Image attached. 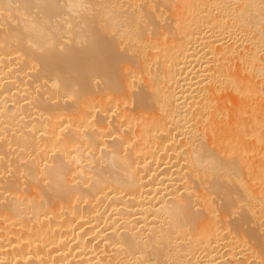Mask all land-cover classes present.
<instances>
[{"label": "bare ground", "instance_id": "obj_1", "mask_svg": "<svg viewBox=\"0 0 264 264\" xmlns=\"http://www.w3.org/2000/svg\"><path fill=\"white\" fill-rule=\"evenodd\" d=\"M137 1L0 0V264H264V0Z\"/></svg>", "mask_w": 264, "mask_h": 264}, {"label": "rangeland", "instance_id": "obj_2", "mask_svg": "<svg viewBox=\"0 0 264 264\" xmlns=\"http://www.w3.org/2000/svg\"><path fill=\"white\" fill-rule=\"evenodd\" d=\"M169 1H170L171 3L168 2L167 4H166L165 2L160 1V0H151L150 2H149L148 0H141V1L139 0V2L137 1L138 4H139V5H138V8H141L142 11H143L144 8L147 9L148 6H150L151 4H153V5H152V7H153V11H155V13H156V14L154 15V16H155L156 27H157V28L159 27L158 29H160L159 31H161V34L163 33V36H164L163 41H165V40L167 41V39H168V40L171 39V38L168 37V34H166V32H168V31H169V32H168V33H169V36L174 37V36L172 35V33H173V31H174V28H173V26H174V18H175L174 16H175L176 14H175V12H174L175 15H173V13H172L173 11H171V10H174V9H171V8H173V7H172L173 2H174V5H176V4H175L176 1H175V0H169ZM91 2L94 3L93 1H91ZM141 2H142V3H141ZM146 2H148V4H147ZM158 3H159V4H158ZM140 4H142L143 6L140 5ZM168 4H169V5H168ZM146 5H147V6H146ZM154 5H155V6H154ZM174 5H173V6H174ZM87 6H88V5H87ZM92 6H93V5H92ZM159 6H160L161 8H159ZM162 6H163V7H162ZM167 6H169V8H168ZM170 6H171V8H170ZM150 7H151V6H150ZM152 7H151V8H152ZM146 9H145V11H146ZM165 9H166V10H165ZM145 11H144V12H145ZM157 12H158V13H157ZM159 14H160V15H159ZM156 15H157V18H158V19H156ZM162 16H163V17H162ZM160 17H162V18H160ZM164 17H165V18H164ZM173 17H174V18H173ZM140 20H141V22H142V21L144 22L145 19H143L142 17H140ZM10 21H11V20H9V22H10ZM5 22L8 23V20H6V21H2V20H1V23H0V33H1V34H2L3 31L5 30V26H4V25H6ZM160 22H161V23H160ZM162 22H163V23H162ZM144 23H145V22H144ZM160 24H161V25H160ZM171 26H172V27H171ZM161 27L163 28V30H164L165 32L162 31V28H161ZM170 29H171V30H170ZM171 31H172V32H171ZM149 32H150V30L147 32V35H149V34L151 33V32H150V33H149ZM170 32H171V33H170ZM164 33H165L166 36L164 35ZM170 34H171V35H170ZM152 35H154L153 32H152ZM152 35L150 34V35H149V38H153ZM153 39H154V38H153ZM156 41H159V39H158V40H154V43H155ZM155 48H156V47H155ZM152 50H153V51H152ZM156 51H158V50H156ZM156 51H154V48H152L151 50H149L150 53H152V52L155 53ZM156 53H157V52H156ZM13 59H14V58H13ZM14 60H16V58H15ZM18 60H19V61H18ZM18 60L14 61V62L12 61V63L9 64V67L12 68V67L17 66L18 64H20V60H21V58H19ZM231 60H232V62L237 61V59L232 58V57H231ZM17 61H18V62H17ZM21 62H22V61H21ZM224 62H226V61L224 60ZM228 62H229V61H227V63H228ZM19 66H20V65H19ZM19 66H18V67H19ZM35 66H36V65H35ZM32 67H33V66L24 67V69H25V70H24V73H26V74H23V72H22V74L25 76V77H24L25 79L23 78L24 80H23V79H22V80H23L24 82H26V83H24L23 85L26 86V87H28L29 89L32 88V85H29V83H30L31 81L33 82V80H34V82H35V81H37V79H38V78H36L35 76H33V72H32L31 70L35 69V67H33V68H32ZM36 67H37V66H36ZM29 68H30V69H29ZM9 69H10V68H9ZM26 69H27V70H26ZM10 70H11V69H10ZM21 71H23V70L21 69ZM23 75H22V76H23ZM30 77H31V78H30ZM34 77H35L36 79H34ZM27 78H28V80H26ZM29 78H30V79H29ZM38 81H39V80H38ZM32 84H33V83H32ZM139 84H140V85H139ZM139 84H138V83H137V85L135 84L134 87H137V86L140 87V86L143 85V83H141V81H139ZM141 84H142V85H141ZM24 86H22V87L24 88ZM30 86H31V88H30ZM35 86H36V85H35ZM26 87H25L23 90H21L20 92L23 93V92L25 91V93H26V90L29 91V89H28V88L26 89ZM138 87H137V88H138ZM131 88H132V87H131ZM134 89H135V88H134ZM22 93H21V94H22ZM24 100H25V99H24ZM123 105H124V104H123ZM123 105H122V106H123ZM128 105H129V107H128ZM122 106H121V107H122ZM126 106H127V107H126ZM131 106H132L131 104H125V105L123 106V107H124L123 109L125 110V107H126V108H128V109H126V110L129 111V110H131V109H130ZM110 111H112L111 114H110V115H111L110 117H112V119L110 118V119H111L110 121H113V120H114V113H113L114 111H113V110H110ZM110 111H109V112H110ZM131 111H132V110H131ZM112 115H113V116H112ZM107 118H108V117H107ZM108 119H109V118H108ZM111 136H114V134H112ZM110 138H111V137H110ZM9 157H10V156H9ZM9 162H10V161H9ZM2 171H3V169H2ZM0 174H1L0 177L2 176L1 178H7L6 176H9V172H8V171H7V172H6V171H5V172L3 171V173H0ZM193 185H194V184H193ZM196 189H197V188L194 187V190H195V191H199V189H198V190H196ZM211 195H212V194H211ZM72 202H73V204H74V201H72ZM81 202H82V203H81V206H82V205L84 204V203H83L84 201H81ZM75 203H77V201H76ZM1 223H2V222H1ZM1 223H0V224H1ZM4 223L6 224V222H4ZM12 227H14V226H11V227H9V228H10V229H13ZM17 228H19V227H18V226H15V227H14V230H16ZM20 230H23V229H20ZM230 230H231V228H230ZM2 231H3V229H2ZM232 231H233V230H232ZM232 231H231V232H232ZM0 232H1V230H0ZM20 232H21V231H20ZM4 233H5V232H4ZM8 236H9V235H8ZM12 236H13V235H12ZM12 236L10 235V237H12ZM14 238H17V237H16V236H15V237L13 236L11 239H14ZM224 241H225V239H224ZM4 242H5V241H4ZM94 243H95V242H94Z\"/></svg>", "mask_w": 264, "mask_h": 264}]
</instances>
